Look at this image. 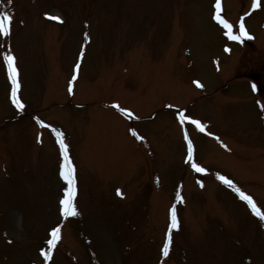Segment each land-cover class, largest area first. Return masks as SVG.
Segmentation results:
<instances>
[{
	"label": "rangeland",
	"instance_id": "1",
	"mask_svg": "<svg viewBox=\"0 0 264 264\" xmlns=\"http://www.w3.org/2000/svg\"><path fill=\"white\" fill-rule=\"evenodd\" d=\"M0 1L16 19V53L28 61L22 116L8 102L0 63V264L42 262L48 229L58 223L52 264H158L177 193L187 203L178 207L179 229L162 264H264L259 222L217 176L233 179L264 209V0L255 11L251 0H226L231 17L250 12L255 40L234 44L232 55L224 53L231 43L212 22V0ZM87 18L95 25L87 26ZM89 31L93 42L69 98L67 79L81 34ZM78 100L86 108L77 110ZM111 100L142 115L134 123L140 143L129 122L103 108ZM181 112L221 141L200 135L190 120L182 125ZM32 113L59 123L63 130L55 129L70 144L79 215L62 219L67 185L59 153ZM189 140L203 173L184 162Z\"/></svg>",
	"mask_w": 264,
	"mask_h": 264
},
{
	"label": "snow or ice",
	"instance_id": "2",
	"mask_svg": "<svg viewBox=\"0 0 264 264\" xmlns=\"http://www.w3.org/2000/svg\"><path fill=\"white\" fill-rule=\"evenodd\" d=\"M10 2V0H9ZM217 7H219V0H217ZM253 7H259L258 0L253 3ZM45 15H48L47 13ZM13 17L9 14L8 11H3L0 12V36H3L5 38L10 36V31H11V22H12ZM51 19L59 20V16H52ZM216 19L223 24V26L227 29L225 32V35L233 41H240L242 36H247L248 33L245 31V26L243 23H240L239 25V30L240 34L236 35L233 34L232 28L233 25L230 24L226 19H222L219 15L216 17ZM85 39H87V34H85ZM227 50V49H226ZM3 60L7 65V71H8V77L11 80L12 84V102L15 104V106L18 109H23L24 104L21 103L20 99L17 98V90L19 89L20 85L18 82V69L15 65V56L12 54L10 50L3 51ZM83 53H81V56ZM80 65L77 63L75 65V69L78 71ZM73 80L76 79L75 75L72 77ZM253 91L256 90V84L251 85ZM68 91L71 93L72 92V87H71V81L69 82V88ZM117 107H119L117 105ZM121 111L127 113L126 109H121ZM191 120V123L196 125L197 128H199L200 131H204V126L201 124L199 120L196 119H191V117L185 115L183 112L179 114V121L183 125L185 121ZM40 123L43 125V121H40ZM57 136V142L59 144L60 148V153L62 156V162L60 163L59 166V176L62 178L64 182H66V187L63 189V198L59 200V205H60V212L64 217H72L79 215V212L74 204V199L76 196L77 188H76V166L72 162V159L69 154V146L65 142L63 133L60 132L57 129H53ZM209 135H212V133H208ZM133 135H136L135 132H133ZM142 139V137H138ZM185 139H187V133H185ZM187 159L189 162L193 160V146L192 142L189 140L188 141V148H187ZM192 168L198 172V173H203L206 171L205 168L201 167L197 163H192ZM218 178L225 184L228 185V187L233 188L240 196V199L244 200L247 202V205L250 207L251 212L256 216L259 217L260 220L264 221V212L261 211V208L257 206L256 202L253 200L252 196L245 194L243 191H241L240 188H238L233 181L227 179L224 176H221L217 174ZM198 183H201L198 181ZM202 186V184H201ZM117 195H122L119 189L116 190ZM177 198L182 200V197H180L179 193H177ZM179 227V220L177 217V211H176V206L172 205L170 208V225L168 228V231L166 232L165 240L163 242V248L162 252L165 257L169 255V250L170 246L172 244V230L177 229ZM51 239L48 240V245L50 246L49 250L47 252H44V249H41V252H43L45 256V260H47L51 256V247H54L57 243V241L60 239V227L54 226L51 229Z\"/></svg>",
	"mask_w": 264,
	"mask_h": 264
}]
</instances>
